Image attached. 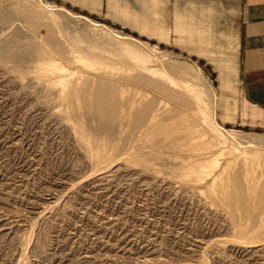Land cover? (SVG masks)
Masks as SVG:
<instances>
[{"label":"rangeland","instance_id":"1","mask_svg":"<svg viewBox=\"0 0 264 264\" xmlns=\"http://www.w3.org/2000/svg\"><path fill=\"white\" fill-rule=\"evenodd\" d=\"M229 7L0 0V264H264V82Z\"/></svg>","mask_w":264,"mask_h":264},{"label":"crops","instance_id":"2","mask_svg":"<svg viewBox=\"0 0 264 264\" xmlns=\"http://www.w3.org/2000/svg\"><path fill=\"white\" fill-rule=\"evenodd\" d=\"M229 9L239 33L244 76L253 78L248 85L264 82L256 79L264 77V0H230Z\"/></svg>","mask_w":264,"mask_h":264},{"label":"bare ground","instance_id":"3","mask_svg":"<svg viewBox=\"0 0 264 264\" xmlns=\"http://www.w3.org/2000/svg\"><path fill=\"white\" fill-rule=\"evenodd\" d=\"M73 59H74V58H73ZM74 61H75V59H74ZM54 68H55V70H59V71L64 70L63 68H58V67H56V66H55ZM62 75H63V74H62ZM65 76H66V74H65ZM65 83H66V82H65ZM64 85H65V84H64ZM135 102H136V101H135ZM131 104H132V101H131ZM131 104H130V105H131ZM133 104H134V103H133ZM133 104H132V105H133ZM132 105H131V106H132ZM133 106H134V105H133ZM132 108H133V107H132ZM132 113H133V112H132ZM228 134H229V135H232L231 133H227V135H228ZM250 142H254V140H253V141H250ZM239 145H240V144H239ZM237 146H238V145H237ZM242 148H243V147H242ZM235 149H236V148H235ZM239 153H240V152H239ZM240 155H241V153H240ZM242 158H243V157H242ZM246 159H247V158H246ZM227 163H228V162H227ZM246 163H247V162H246ZM195 164H196V163H195ZM235 164H236V163H235ZM237 164H238V163H237ZM225 176H226V175H225ZM228 180H229V179H228ZM230 183H231V182H230ZM222 187H223V186H222ZM229 187H230V186H229ZM227 193H228V192H227ZM229 193H230V192H229ZM229 198H230V197H229ZM206 200H207V199H206ZM230 202H231V201H230Z\"/></svg>","mask_w":264,"mask_h":264}]
</instances>
